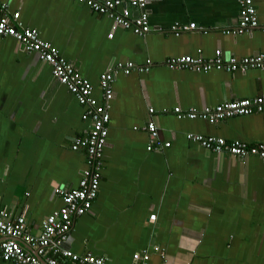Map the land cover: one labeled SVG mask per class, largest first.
Instances as JSON below:
<instances>
[{
	"label": "crops",
	"instance_id": "obj_1",
	"mask_svg": "<svg viewBox=\"0 0 264 264\" xmlns=\"http://www.w3.org/2000/svg\"><path fill=\"white\" fill-rule=\"evenodd\" d=\"M0 1L90 81L99 102L101 74L127 62L151 64L115 77L98 196L74 221L63 248L107 264H132L133 254L144 251L148 264H264L261 160L186 139L191 133L264 145V112L216 124L173 113L264 96V71L200 73L166 65L199 51L204 59L216 50L236 58L264 53V0H253L259 26L241 35L228 34L237 26L238 0H148L152 30L142 37L113 30L108 16L76 0ZM176 23L202 31L176 37L170 31ZM84 110L48 64L0 38V209L24 215L31 234L62 206L54 187L76 188L86 168L85 151L70 148L89 130ZM149 122L168 148L146 150Z\"/></svg>",
	"mask_w": 264,
	"mask_h": 264
},
{
	"label": "built area",
	"instance_id": "obj_2",
	"mask_svg": "<svg viewBox=\"0 0 264 264\" xmlns=\"http://www.w3.org/2000/svg\"><path fill=\"white\" fill-rule=\"evenodd\" d=\"M76 1L94 13L108 16L113 21V30L120 27L139 37L152 30L146 8L148 0ZM238 2L240 12L237 26L233 31L228 32L232 35L245 34L259 26L253 0H238ZM7 8L8 6L0 1V38L15 40L25 53L35 54L41 62L48 64L53 78L68 90L80 106L84 107L82 118L90 121V127L86 135L75 138L70 146L72 151L84 150L86 153V168L81 172L78 186L73 189L54 187L53 194L60 197L62 206L41 221L38 234L29 232L24 215L12 218L6 211L0 209V261L14 264H64L66 261L72 264H107L104 257L90 253L77 255L63 248V244L69 237L74 221L90 212L98 196L115 77L120 71L126 76L135 70L146 72L151 64L148 62L146 67H137L132 62H127L101 74L99 102L93 96V86L90 81L82 77L55 47L44 41L36 29L24 27L19 20L18 12L9 15ZM195 30L202 31L193 23L189 25L176 23L170 29L176 37ZM198 54L196 58L182 56L170 59L166 65L171 70H190L200 73L213 70L228 73L264 71V53L236 58L232 55L224 56L221 51L216 50L210 59H204L200 51ZM148 112L153 114L154 110L150 108ZM263 112L264 96L225 102L201 110L184 111L179 107L173 109L178 120H201L209 124ZM144 129L149 135L147 151H158L170 146V143L159 141L157 127L153 122H149ZM186 139L216 153L227 152L231 156L242 158L254 156L264 165V145H248L241 141L227 142L222 138L191 133L186 134ZM155 217L156 215H151L149 219L154 221ZM149 258L150 255L146 251L137 252L132 256V264H148Z\"/></svg>",
	"mask_w": 264,
	"mask_h": 264
}]
</instances>
